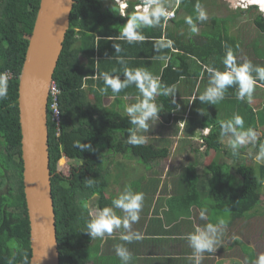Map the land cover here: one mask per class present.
<instances>
[{
	"label": "trees",
	"instance_id": "16d2710c",
	"mask_svg": "<svg viewBox=\"0 0 264 264\" xmlns=\"http://www.w3.org/2000/svg\"><path fill=\"white\" fill-rule=\"evenodd\" d=\"M216 1L181 0L180 6L175 8V18L168 21L164 27L163 21L161 25L156 26L159 32L152 27L143 29V34L147 38H160L164 33V38L175 42V51L163 49L157 53L153 50L154 40L146 39L144 42L132 44L117 41L125 52L108 54L107 44L113 45L114 41L111 38L119 34L127 17L123 18L113 12L111 4L104 7L101 0L74 1L63 48L53 74V81L59 89L58 130L55 122L51 120L50 98L47 104L49 168L60 264H90L89 262L98 264L101 259L97 256L99 240L93 242L90 235L84 232L89 211L83 208V203L91 198L93 193H98L97 207L110 205L109 196L106 194L107 176L114 174L116 177H122V171L116 174L114 170L117 168L121 170L123 164L116 163L114 170H111L105 163L107 156L121 154L127 156V159L137 160L147 168L149 163L166 158L169 152L167 144L171 140L165 137L159 139L155 145L152 143L140 146L129 145L127 129L132 125L128 121L127 114L102 106L101 99L105 94L102 95L98 89L104 87V83L99 79L98 74L107 71V64L115 63V59H109L110 57L107 56L121 55L130 58L133 56L132 59L150 55L169 56L167 66L160 75L161 82L169 86L175 85L178 91L175 94V104L171 102V97L156 98V101L163 105L162 110L166 114L163 116L164 122L170 125L177 122L176 130H180L179 138L182 143L187 139L197 140L199 129L211 128L210 134L204 138L202 149L204 155L214 151L216 158L204 166V173L199 172L196 159L185 167L183 177L176 183L173 195L175 204L180 208L186 207V213H190L188 208L192 206L198 211L204 210L207 206L210 210L209 214L205 212L208 223H216L222 218L220 214L225 212L230 214L222 218L227 221V225L238 218L249 220L254 217L256 213L254 208L260 203L258 195L261 196L264 188V162L257 163L253 159L255 156L253 153L249 156L254 162L248 164L246 157L240 156L246 154L244 147H241L239 153L234 155L230 151L228 154L231 159L235 158L239 162L231 172V165L218 159L221 153H228L219 133L220 122L230 119L232 114L240 111L245 121V128L250 126L260 132L255 144V148L259 150V145L264 144V100L262 107L254 111L247 100L237 99V88L233 86L227 89L224 100L232 107V112L222 100L219 101L216 110L211 109L208 112L206 111L211 104H206L200 108V111L195 110L198 99L193 101L192 106L188 105L189 97L194 90L197 95L202 93L196 90L199 86L196 83L201 73L207 83L208 74L203 70L202 63L206 62V65L223 70L225 45L230 46L236 56L239 50L237 37L230 35L228 29V19L233 18L230 15L219 17L212 15L210 11L207 21L197 22L199 31L188 33L189 26L184 17L192 16L195 21L197 15L195 5L198 2L202 6H208L205 7L208 8L207 12L209 7L217 6ZM39 2L40 0H0V72L9 70L13 73V77L8 81V95L0 100V179L3 177L2 169H4L7 174H13L18 180L15 192L0 193V264H9V261L11 264H24L25 256L31 264L28 214L22 183L23 166L17 96L18 75ZM128 2L130 6L128 12L131 13L132 5L137 0H128ZM250 8L257 12L255 6ZM181 12L185 16L179 14ZM252 24L256 31L264 34V18L258 12L252 17ZM258 45L257 40L252 43L253 49L260 55ZM260 58L264 59L263 56ZM252 63L259 66L264 64L258 59ZM94 75L96 78H93ZM185 79L192 81L189 94L182 84ZM89 94L93 96L91 103L86 98ZM176 105L180 106L179 109ZM247 112H255L257 115L248 116ZM78 139L81 143L91 144L92 150L81 151L75 147L73 143ZM193 152L199 154V148L194 147ZM62 157L77 162L71 164L66 173L58 169V162ZM144 178L148 177L142 175L137 178L138 182L131 181L137 184ZM87 179H93V187L87 186ZM161 180L162 178L159 177L148 180L153 183L150 189L152 194L157 188H161ZM205 192L210 196L212 204L203 203L202 196ZM148 193L146 192L150 195ZM191 212L194 216L193 208Z\"/></svg>",
	"mask_w": 264,
	"mask_h": 264
},
{
	"label": "clouds",
	"instance_id": "9594fccd",
	"mask_svg": "<svg viewBox=\"0 0 264 264\" xmlns=\"http://www.w3.org/2000/svg\"><path fill=\"white\" fill-rule=\"evenodd\" d=\"M180 3L181 0H175V7L173 8L168 0H139L133 11L129 13L127 12L129 8L128 0H112L111 10L122 17H127L126 23L121 26L119 34L111 38L114 41L115 53H120L123 50L121 44L117 41H126L129 44L144 42L147 37L143 34V29L159 26L162 21L164 27L168 21L175 18V8H178ZM239 5L246 8L255 6L259 15L264 18V0H237L235 6ZM236 8L238 9V7ZM195 10L197 13L195 21L192 16L184 17L191 33L199 31L197 22L208 20L206 10L199 2L195 5ZM174 43L171 39L159 38L154 40L153 48L157 53L163 49L175 51ZM116 59L123 66L122 75L124 78L121 79V75L116 74V69H112L111 72H100L98 74L99 79L103 80L104 87L99 88L98 91L103 95L110 89L115 95L132 85L135 86L139 93L136 102L128 103L124 107L128 121L132 125L127 129V143L131 146L144 145L148 140L145 133H149L152 122H157L159 113L162 112L163 105L158 104L156 98L158 96L171 97V102L175 104L176 88L175 85L163 84L159 76L154 75L146 68L128 67L125 58L122 56H117ZM158 59L167 62L170 57L161 55ZM222 64L223 70L214 66H203L204 71L208 74V84L202 93L193 95L192 102L198 99L202 104L215 105L224 99L227 89L233 86L237 88L238 100L251 101L256 85L264 82V66L254 65L248 59L238 61L230 46L225 45ZM165 66H167V63H165ZM93 78H96V75ZM8 81L9 74L0 72V100L5 99L8 95ZM56 91L58 93L59 89H56ZM176 107L179 109L180 106L176 105ZM204 131L207 134L209 130L205 129ZM219 135L222 140L227 138L228 146L234 155L241 147L248 144L255 145L258 140L257 131L250 126L245 128L244 118L239 113H234L230 119L220 122ZM73 145L81 151L92 150L91 144L81 143L79 139L74 141ZM254 159L257 163L264 162V144L259 145V150ZM87 186H94L93 179H87ZM97 195L98 193H93V198ZM144 199L143 192L134 191L130 185H126L112 200L111 206L97 207L94 212L89 211L86 231L84 232L88 233L91 239L94 240L96 238L104 239L106 236H111L114 230L123 229L120 235L122 241L131 243L133 240L143 239L139 232L132 231V225L140 220ZM83 208L90 209L89 202L85 201ZM116 210H120L122 215H117ZM199 215L201 219L206 218L203 210ZM226 229L227 221L219 219L216 223H207L202 227L195 226L194 230L184 237L192 249L191 260L193 264H202L205 253L215 252L216 246L220 243ZM234 239H239V237H234ZM115 254L122 264H130L132 254L124 244L115 245ZM9 264H11V261H9ZM24 264H29L27 256L24 258ZM255 264H264V253L257 256Z\"/></svg>",
	"mask_w": 264,
	"mask_h": 264
},
{
	"label": "water",
	"instance_id": "95a60500",
	"mask_svg": "<svg viewBox=\"0 0 264 264\" xmlns=\"http://www.w3.org/2000/svg\"><path fill=\"white\" fill-rule=\"evenodd\" d=\"M75 0H40L18 75L22 183L28 214L31 264H60L49 168V87ZM234 7L237 0H228Z\"/></svg>",
	"mask_w": 264,
	"mask_h": 264
},
{
	"label": "rangeland",
	"instance_id": "374dc122",
	"mask_svg": "<svg viewBox=\"0 0 264 264\" xmlns=\"http://www.w3.org/2000/svg\"><path fill=\"white\" fill-rule=\"evenodd\" d=\"M101 1L104 4V7L107 5V3H109V1H107V0H101ZM168 2L172 6H175V0H168ZM216 3H217V6H215L213 8L209 7V11H207V14L209 15V12L211 11L212 15H216L219 17H224V16H228V15L233 17L232 19H230V18L228 19V25H229L228 29H229L230 35H233V36L235 35L238 39L237 40L238 44H239V50L237 51L238 61H243L244 59H248V60H251L252 62H254V61H256V59H258L260 61V63H263L264 60L260 58L261 54L258 55L256 50L253 51V46L251 44L252 39L254 37L259 38L258 36L260 35V33L258 31H256V28L252 24V17L254 15H256L257 12L253 11V9L250 8V6H248L247 8L242 7L240 5L232 7L228 0H217ZM227 3H228V5H227ZM205 7H208V6H203V8L205 10H208V8H205ZM226 7L230 10L228 11V9H226ZM236 7H238L237 10H236ZM212 11H215L216 13H213ZM179 14L184 15L182 12ZM188 33H191L189 29H188ZM260 37H262V36H260ZM259 40H261V39H259ZM262 46H264V45H258V48H259L258 50L261 52L263 50ZM253 52L255 53V55ZM202 64L206 65V62H204ZM263 66H264V64H263ZM203 69H204V67H203ZM205 81L206 80H204V79H203V81H199V83L201 84V87H200L201 92H202V87H203V84L205 83ZM259 89L260 88L255 87V91L253 92L252 99H251V101H249L250 102L249 104L252 107H254V106L257 107L258 102H259L260 98L262 97V91ZM86 98L90 103L93 101L92 95H87ZM224 100H225V97L222 100V102H225ZM217 105H219V102L215 105H211V107L209 109H207L206 112H208L211 109L216 110ZM203 106H206V103L202 104L200 101H197L194 108L196 111H200L201 110L200 108ZM226 106L230 107L229 109H231V112H232V107L229 106L228 103H226ZM247 114H248V116L249 115H251V116L257 115V113H255V112L254 113L253 112H250V113L247 112ZM162 127L165 130L164 133H162L160 131H156L155 132L156 135H155L154 133H152L150 131V133H145V135L148 137L147 143H152L153 145L157 144L159 138H163L164 136H165V138L169 137V139H171L169 144H167V146L169 148V152H168V155L166 158L153 161L152 163H149L147 168H145L144 164L142 165L137 160L132 159V158L131 159L123 158L119 154H116V155H114V154L110 155L109 154L107 156V158L105 159L106 160L105 163L107 166H109V168L111 170H114V168H115L114 165L116 163L123 164V167L121 170L119 168L114 170L116 172V174L120 173V171H122L123 172L122 177L121 176L116 177L114 174L107 176V184L108 185L106 187V194L109 196L108 202L110 201L109 202L110 205H107V206H111V203H112L111 201L117 197V195L123 190V188L126 185H130L134 191L143 192L144 195L146 194V192L150 193L151 185L153 183L151 181L148 182V180L150 178H155V177H159L160 179L162 178L161 183H160L161 184L160 190H162V192L163 191L164 192L169 191L170 194H173V193H175L177 180L183 177L182 173L188 164L195 161V159L198 160V170L200 173H204L205 172L204 166L207 165L212 159L216 158V153L214 151H210L207 155H204L203 154L204 150L202 149V147L204 146V138L210 134L211 128H209V127L204 128V130L205 129L209 130V131H207L208 132L207 134H205L204 130L198 131L197 135H199V136H198L197 140H193V139L188 140L187 139L186 142L182 143L181 139L179 137H176V135L172 134V131L168 133L167 127H164L163 125H162ZM151 129H152V127L150 128V130ZM254 129L257 131L258 137H259L260 136L259 130L256 128H254ZM222 144H224V146H225L224 148L228 150V153H221L220 156L218 157V159H219V161L228 162L231 165V172H233V170L237 167L239 162H238V160H235V158L231 159L229 157L228 154L230 151L232 152V150L228 146L227 138H224L222 140ZM0 147H1V145H0ZM194 147L199 148V154L196 152H193ZM243 147H244V153H246V154H241L240 156L244 155L247 159L246 162H248V164L253 163L254 158L253 159L250 158L249 155H251L253 153H255V155H256V153L258 152L257 148H255V145H253V144H248V145H245ZM128 154H130V153H128ZM197 154L199 156L198 158H197ZM122 162H124V163H122ZM75 163H77V162L74 160H69L65 157H62L58 162V169L60 168V170H62L63 172L66 173L68 171L69 166H71V164L74 165ZM125 164H127V165H125ZM5 173L7 174L6 171H5ZM142 175L146 176L148 178L147 179L144 178V180H142V182L139 181V183H137V184H134L135 182L131 181V180H134V181L138 182L137 178L139 176H142ZM154 185H153V187H154ZM260 195L261 196L258 195V197L260 199V203L257 204L254 208V210L256 211V213L254 214V217L250 218L249 220L245 219L243 217L238 218L234 221L233 227L228 229L229 233H234L240 239L249 243L250 246L254 247L258 254L264 253V188L262 189V193ZM96 199H97V197L93 198V196H92L91 198L86 200L90 204V209H88V211L94 212V210L97 208ZM202 199H203L204 204H207V205L212 204V200L206 192L203 194ZM149 201H150V196H147L144 199L142 211L144 210L145 205L147 206ZM116 211H117V215H122L120 210H116ZM203 211H205L208 214L210 213V210L207 206H206V208H204ZM200 212L201 211L198 212L199 217H200V215H199ZM213 215L218 216V214H213ZM225 215L230 216V214L227 212L220 214V216L222 218ZM141 216H142V213H140V218H141ZM203 220L205 221V219H203ZM196 221H197L196 223L201 222L198 219H196ZM116 231H119V230H116ZM96 241L99 242V243H97L98 244L97 250H98V252H100L102 254V255H97L101 258L100 261L98 262V264H107V255H106L107 254V236L104 239L96 238L93 240V242H96ZM250 252H251V250H250ZM95 254H96V250L94 252V255ZM89 263L91 264L93 262H89Z\"/></svg>",
	"mask_w": 264,
	"mask_h": 264
},
{
	"label": "crops",
	"instance_id": "0c3cea01",
	"mask_svg": "<svg viewBox=\"0 0 264 264\" xmlns=\"http://www.w3.org/2000/svg\"><path fill=\"white\" fill-rule=\"evenodd\" d=\"M152 28L156 29L157 32H159L158 27ZM258 37L259 38L254 37L252 39V43L257 40L259 45H264V34L260 33ZM160 38H164V33ZM155 39L159 38H147V40ZM262 49L263 50L261 52V57L263 56L264 58V46H262ZM153 50L155 49L153 48ZM123 51L125 52L124 49L121 52ZM112 52H115L113 45L107 44V54ZM151 52L152 51H149V53ZM117 56H107L110 57L109 59H115V63H111L110 65L107 64V71L111 72L112 69H116V74L121 75V79H123V66L117 62ZM124 58L127 62L128 67L146 68L148 71L159 77L163 69L165 68V63H167L163 60L158 59L156 55H150L148 57L134 59H132L133 56L132 58H130L129 56ZM203 78L204 75H202L201 73L200 77L198 78V81L203 80ZM198 81L196 84H199V86L196 90L200 91L201 84ZM182 84L185 88H187L189 94L191 90L192 81L185 79ZM207 84L208 77L207 83L205 81V83L203 84L202 92L203 90H205ZM256 87L260 88L259 90L262 91V97L258 102V106L252 107V110H257L262 107L261 104L264 100V83L260 82V84L256 85ZM177 91L178 90L176 89V92ZM138 95V90L135 88L134 85L122 90L119 94L115 95L109 89L107 94L102 97L101 104L106 109L115 110L117 112H120L121 114H126V112L124 111L125 105L128 103L136 102V97ZM193 95H197L195 90L189 97V106L193 105ZM125 97H127V99H125ZM235 110L237 111V108H235ZM161 111L162 112L159 113L158 121L152 122V129L150 131L154 134L156 131L164 133L165 130L162 127L163 125L164 127H167L168 133L172 131V134L176 135V137H179L180 130H176L178 126L177 122H173V124L171 125L165 123L163 116L166 114L163 110ZM199 130L203 131L204 128H201ZM148 194L150 195L145 194L144 197L146 198L147 196H150L149 203L147 204V206L145 205L144 210L141 211L142 216L139 222L132 225V231L139 232L142 235L143 239L133 240L131 243H127L120 239V235L123 232V229H120L119 231L114 230L111 236H107V264H122L119 257L115 254V245L117 244H124L131 252L132 260L130 264H193V261L191 260L192 249L189 247L188 242L186 239H184V237L188 233L192 232L195 226L198 225L202 227L206 225L208 223L206 220L207 216H205L206 221L201 219L198 216L199 211L196 210L194 206L188 208L190 213H186V207L180 208L175 204L176 201L175 197L173 196L175 193L170 194L169 191L162 192L160 188H157L153 194L151 192ZM171 198L173 199L170 201ZM191 208H193L194 210V216L192 215ZM196 219L200 220L201 222L196 223ZM203 221L204 223H202ZM233 223L227 225V229L225 230L224 235L221 237L220 243L217 244L215 252L204 254L202 264H255L256 258L259 255L256 252V249L240 238L234 239V237L238 236H236L234 233H229L228 229L233 227Z\"/></svg>",
	"mask_w": 264,
	"mask_h": 264
},
{
	"label": "flooded vegetation",
	"instance_id": "af4514ba",
	"mask_svg": "<svg viewBox=\"0 0 264 264\" xmlns=\"http://www.w3.org/2000/svg\"><path fill=\"white\" fill-rule=\"evenodd\" d=\"M107 1H109V3H107V5H109V4L112 3L111 0H107ZM138 2H139V0H137V2L132 5V11L134 9L135 4H137ZM129 9H130V6L127 9V12L129 11ZM123 18H126V16L123 17ZM119 155L122 156L123 158H126L127 157V156L125 157V156H123L121 154H119ZM128 156H130V154H128ZM131 157H133V156H131ZM122 163H124V162H122ZM2 171H3V174H2L3 177H2V179H0V188L2 187L0 189V193L1 194L2 193L7 194L9 191L15 192L16 191V188L18 186V180L15 179V177L13 176V174H11V173L10 174H6L4 169H2ZM98 255H102V254L100 252H98Z\"/></svg>",
	"mask_w": 264,
	"mask_h": 264
},
{
	"label": "built area",
	"instance_id": "2783aa9c",
	"mask_svg": "<svg viewBox=\"0 0 264 264\" xmlns=\"http://www.w3.org/2000/svg\"><path fill=\"white\" fill-rule=\"evenodd\" d=\"M7 72L9 74V79L13 77V73L9 70L3 71ZM58 89L54 83V81L51 82L50 87H49V94H48V99L50 98L51 101V120L55 122L56 125V130L59 128V119H60V113L57 107V91Z\"/></svg>",
	"mask_w": 264,
	"mask_h": 264
},
{
	"label": "bare ground",
	"instance_id": "6f19581e",
	"mask_svg": "<svg viewBox=\"0 0 264 264\" xmlns=\"http://www.w3.org/2000/svg\"><path fill=\"white\" fill-rule=\"evenodd\" d=\"M243 1V0H242ZM244 1H246V0H244Z\"/></svg>",
	"mask_w": 264,
	"mask_h": 264
}]
</instances>
